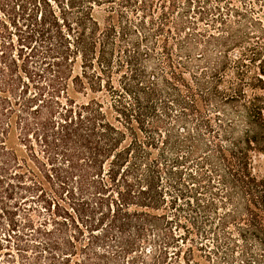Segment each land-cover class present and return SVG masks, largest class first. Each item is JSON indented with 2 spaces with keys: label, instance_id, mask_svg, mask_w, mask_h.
Wrapping results in <instances>:
<instances>
[{
  "label": "trees",
  "instance_id": "trees-1",
  "mask_svg": "<svg viewBox=\"0 0 264 264\" xmlns=\"http://www.w3.org/2000/svg\"><path fill=\"white\" fill-rule=\"evenodd\" d=\"M264 0H0V264H264Z\"/></svg>",
  "mask_w": 264,
  "mask_h": 264
},
{
  "label": "rangeland",
  "instance_id": "rangeland-1",
  "mask_svg": "<svg viewBox=\"0 0 264 264\" xmlns=\"http://www.w3.org/2000/svg\"><path fill=\"white\" fill-rule=\"evenodd\" d=\"M259 165H260L261 169L264 170V153H262V154L260 155Z\"/></svg>",
  "mask_w": 264,
  "mask_h": 264
}]
</instances>
